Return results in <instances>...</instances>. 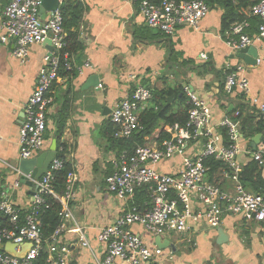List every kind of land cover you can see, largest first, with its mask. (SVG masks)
Masks as SVG:
<instances>
[{"label":"crops","instance_id":"0c3cea01","mask_svg":"<svg viewBox=\"0 0 264 264\" xmlns=\"http://www.w3.org/2000/svg\"><path fill=\"white\" fill-rule=\"evenodd\" d=\"M9 1L0 0V35L2 13ZM66 3L84 7L78 29L83 46L79 65L88 62L90 67H82L76 78H62L51 87L43 151L54 142L57 147V122L64 114L66 121L60 143L66 147L65 160L76 173L77 182L76 199L70 203L73 220L67 223L62 240L70 250L68 264H98L103 257L98 232L114 223L124 206L105 186V178L112 173L111 161L119 155L110 143L114 128L110 113L114 105L139 86L152 92L187 84L210 109L213 126L218 127L225 118L238 122L242 148L238 161L244 169L253 161L252 152L264 147L253 145L250 140L253 135L264 133V118L251 102L252 99L264 102V67L247 65L225 44L220 9H210L196 29L179 27L173 35H165L146 26L136 0H64L59 8ZM233 3L236 5L235 0ZM48 16L45 14L43 19ZM249 23L246 32L255 37L258 20L250 19ZM45 42L31 45L24 62L12 55V41L0 43V198L6 192L9 201L22 211L30 209L32 196L19 182L20 128L26 101L44 66V56L51 51V45ZM252 47L257 59L264 58V39H255ZM240 66L243 69L238 76L247 79L248 94L237 89L225 93V76ZM180 111L177 104L171 113ZM166 127L161 120L144 144H154L155 135L163 133ZM221 130L217 128L216 133L222 134ZM198 147L197 142L190 143L185 155L193 156ZM181 162V157H174L156 169L174 174ZM261 175L264 180V168ZM206 179L226 192L233 191V184L228 174H223L222 167L210 171ZM75 227L82 230L89 248L80 246L78 234L73 232ZM220 227L228 236V242L223 245L216 243V229L206 226L183 234H167L162 239L174 248L161 250L154 264H264V223L227 215ZM131 229L148 247H156V237L137 225Z\"/></svg>","mask_w":264,"mask_h":264},{"label":"built area","instance_id":"2783aa9c","mask_svg":"<svg viewBox=\"0 0 264 264\" xmlns=\"http://www.w3.org/2000/svg\"><path fill=\"white\" fill-rule=\"evenodd\" d=\"M64 0H58L59 5ZM42 0H10L2 13L0 43L13 42L12 55L24 62L31 45L49 41L52 51L44 56L35 87L26 101L24 118L20 128L19 157L28 160L43 151L45 144L47 109L52 102L49 92L54 83L63 80L58 75L59 51L64 46L65 32L59 8L48 13L47 19L40 18ZM139 14L146 26L165 35H173L179 27L196 29L207 17L210 8L202 0L178 2L176 0H142L138 3ZM257 19V35L247 34L250 19ZM225 44L233 51L251 46L255 39H264V0L248 8L245 18L233 23L224 33ZM205 58V55H200ZM264 67V58L256 60ZM90 67L86 62L78 68ZM238 67L224 78V92L234 89L248 94L246 78L239 77ZM98 87H101L100 85ZM182 92L190 106L183 125L174 123L155 135L152 145H138L131 152H120L111 161L112 173L105 178L106 191L113 194L124 206L117 220L102 227L97 241L103 247V257L98 264H154L162 251L150 248L144 239L132 231L137 225L154 237H165L169 233L183 234L195 227L206 226L217 229L227 215L240 216L247 222L264 223V189L260 193L247 190L240 182L242 167L238 157L242 153L241 133L237 121L223 119L218 127L211 123L210 109L189 85L182 86ZM152 95L145 87H136L125 98L117 102L110 113L115 139H130L140 133L143 127L139 113ZM264 118V102L251 100ZM239 113L235 114L238 117ZM225 131L227 141L216 129ZM165 137L162 138L161 135ZM147 139V138H146ZM192 142L199 144L193 156H186ZM181 157L182 162L174 174H164L156 167L164 161ZM213 159L222 164L223 174L233 184L232 193L221 189L217 183L209 182L207 162ZM252 160L264 168V147L252 152ZM62 166L54 157L49 169L34 182L36 190L29 210L22 211L8 199L6 192L0 198V219L7 225H0V244L17 246L29 244L30 249L19 259L0 251V264H33L42 251L47 253L46 264H68L70 250L62 240L67 223L73 220L70 203L76 199L77 176L74 171L65 179L63 195H56L53 188V173ZM17 184L14 188H17ZM145 187L148 201L142 207L133 203L136 189ZM48 199L55 200L61 207V223L46 241L43 237L39 213L48 208ZM81 247L89 248L82 230L75 227ZM189 242V240H188Z\"/></svg>","mask_w":264,"mask_h":264},{"label":"trees","instance_id":"16d2710c","mask_svg":"<svg viewBox=\"0 0 264 264\" xmlns=\"http://www.w3.org/2000/svg\"><path fill=\"white\" fill-rule=\"evenodd\" d=\"M142 0H136V4ZM178 2L189 0H176ZM211 10L220 9L223 12L221 17V34L223 35L230 26L235 22H240L245 18L246 10L253 6L257 0H202ZM60 16L62 19V27L65 32L64 46L59 51V69L58 75L63 79H74L78 76V68L80 64V53L83 49L80 41L78 29L82 22V16L84 13L83 5L66 3L59 8ZM151 99L148 106L139 113V120L143 127L140 133L134 134L130 139L121 140L113 137V131H111V148H116L118 152H131L133 148L138 145L144 144V139L149 137L153 130L157 128L158 123L162 120L165 122V126H171L174 123L183 125L187 119V113L190 108L184 94L182 87H175L174 89H162L153 90L151 92ZM175 95L179 97L175 102L165 106L167 100ZM181 107V111L178 113H171L172 108L175 105ZM66 116L60 115V119L57 124V147L55 150V157L62 163L61 168L53 173V188L56 195L61 196L65 191V179L68 173L72 171V166L65 160V145L60 143V138L65 128ZM223 139L226 142L227 137L225 131L221 130ZM165 137L164 134L161 136ZM61 150V151H60ZM207 166L210 167V171L214 172L222 167L220 162L210 159L207 162ZM262 168L258 163L252 161L244 169L240 175V182L244 188L251 192L260 193L264 189V180L262 179ZM148 201V192L145 187H141L135 190L133 203L138 207H142L144 203ZM48 208H43L39 213V219L41 222V229L43 237L46 241H49L56 228L61 223V205L55 200L48 199ZM0 225H7L5 219H0ZM47 253L42 251L39 256L33 261V264H46Z\"/></svg>","mask_w":264,"mask_h":264},{"label":"water","instance_id":"95a60500","mask_svg":"<svg viewBox=\"0 0 264 264\" xmlns=\"http://www.w3.org/2000/svg\"><path fill=\"white\" fill-rule=\"evenodd\" d=\"M59 8L58 0H42V5L40 8V18L43 19L45 14L53 13ZM50 44L49 41H46ZM45 42V43H46ZM52 51V48H51ZM237 58L241 59L247 65H256V60L258 54L256 50L251 46H247L243 49L237 51ZM180 96V95H179ZM176 96L172 95L166 102L165 106L170 105ZM251 142L255 146L263 145L264 146V133L255 134L251 137ZM56 143L47 151H40L35 157L28 160H21L18 166V172L20 174L19 182L20 186H26L29 189L31 196L34 195L36 186L35 181L39 180L49 169L54 157H55ZM217 231V240L216 243L219 245L226 244L228 242V236L224 232L222 227H218ZM155 245L157 248L164 250L165 248L173 249V245H170L168 241H164L161 237H156ZM17 246L11 243L0 244V251L15 257L23 258L25 253L30 249L29 244H24L20 246V250L17 251Z\"/></svg>","mask_w":264,"mask_h":264}]
</instances>
